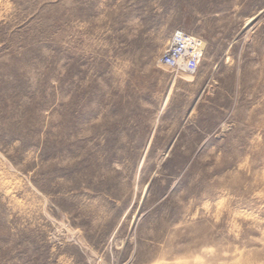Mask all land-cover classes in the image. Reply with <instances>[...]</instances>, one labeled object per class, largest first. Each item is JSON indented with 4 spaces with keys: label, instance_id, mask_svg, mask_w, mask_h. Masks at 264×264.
<instances>
[{
    "label": "rangeland",
    "instance_id": "rangeland-1",
    "mask_svg": "<svg viewBox=\"0 0 264 264\" xmlns=\"http://www.w3.org/2000/svg\"><path fill=\"white\" fill-rule=\"evenodd\" d=\"M0 264H264V0H0Z\"/></svg>",
    "mask_w": 264,
    "mask_h": 264
},
{
    "label": "built area",
    "instance_id": "built-area-1",
    "mask_svg": "<svg viewBox=\"0 0 264 264\" xmlns=\"http://www.w3.org/2000/svg\"><path fill=\"white\" fill-rule=\"evenodd\" d=\"M193 44H198V42L188 38L182 32L175 33L161 59L162 65L173 69L179 67L189 55V52H193L191 49Z\"/></svg>",
    "mask_w": 264,
    "mask_h": 264
},
{
    "label": "bare ground",
    "instance_id": "bare-ground-1",
    "mask_svg": "<svg viewBox=\"0 0 264 264\" xmlns=\"http://www.w3.org/2000/svg\"><path fill=\"white\" fill-rule=\"evenodd\" d=\"M193 47H194V45H193ZM180 67V66H179Z\"/></svg>",
    "mask_w": 264,
    "mask_h": 264
}]
</instances>
